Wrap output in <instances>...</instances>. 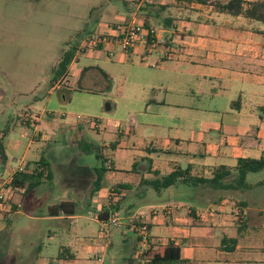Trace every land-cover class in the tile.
<instances>
[{
  "label": "crops",
  "instance_id": "0c3cea01",
  "mask_svg": "<svg viewBox=\"0 0 264 264\" xmlns=\"http://www.w3.org/2000/svg\"><path fill=\"white\" fill-rule=\"evenodd\" d=\"M111 1L119 7L118 17L112 16L110 12L100 14L97 19L98 28L92 29L86 35L99 32L113 33L116 28L132 20L154 28L159 41L163 42V44L157 46H162L164 50L161 52L162 55L159 56L158 64L151 67L158 70V73H152V77L155 76L156 79H159L157 76L161 77V82L152 87L156 88L157 91H164L167 95L170 93L188 94L189 100L187 102L192 106H189V104L180 106V104H173L165 100L148 99L145 101V110H171L174 112L173 118L177 116V112L185 113L176 118L178 122L174 125L175 132L173 136L161 140L158 143L160 148L152 146L148 148L133 147L131 156H129L126 154L129 147L123 146L119 133H113L111 144L114 146H111L113 150L110 151L123 150L125 151V153L123 152L124 159L128 160L132 157L134 162L127 164L122 170L115 168L113 161L104 155V149H109V144L108 146L105 144L101 147L102 155L107 159V164L110 163L109 167L115 172L110 174L108 166H106L107 171L104 174L101 188L91 195L90 191L95 179L94 169L96 167L94 165L88 167L90 175H94V178L90 176V179H92L90 184L83 190L75 192L77 202L69 201L76 204L78 212L73 216L62 214L49 216L47 210L46 216L41 215V217L33 218L48 222H60L61 224V232L68 241L65 247L63 246L65 248L63 250H66L67 254L65 258L57 259L58 254L53 260L59 261V264H94L89 259L94 252L100 249L98 242L102 241L103 238H97L94 243L87 245L89 242H85V238L80 236L79 233L85 230L87 224L82 214V208L91 209L96 204L97 208L93 213L96 216L92 221L98 226L103 225L99 222L95 213L100 212L106 206L105 201L108 199L109 187L118 185L121 188L120 190L124 191L121 192V202L125 200L123 210H126L127 205L133 204L134 210L132 213L134 215L141 214L139 216H145L151 208L157 209L161 206L175 207L171 214H158L149 223L150 238L153 245L167 246L172 243L179 248L180 259L172 264H264V222L260 221L262 211L250 209L244 200H236V203L245 204L243 209L244 227L240 230L237 225V218L232 215L233 212L230 207L225 206L217 210H209L210 212L208 211L206 215L202 213V216H199L201 210L188 207L182 203L168 201L159 206L154 204L145 207L140 206L135 198L144 196L142 193L137 194V196L134 195L133 201L129 200L132 196L131 191L135 187L144 186L143 181H151V179L160 177L161 170L166 168V175H168L176 167L185 169L177 165L176 160H159L157 163L156 159H153L149 153H165L175 157L183 156L188 160L187 167H190L191 175L204 178H210L213 169L218 166L233 169L239 158L257 159L262 155L264 152V24L249 20L242 15L232 16L220 13L213 5L214 0H208L206 4L188 0H151L148 4L137 0V4H132L131 0H125L126 3L121 0H109L108 3ZM115 12H117L116 9ZM103 19H106V21ZM146 48V46L139 44L132 51L125 54L121 53L118 59L123 62L130 54L136 51L145 52ZM168 50L175 53V58L166 59L164 57ZM115 51H119V49L117 48ZM146 54L150 53L147 52ZM82 58L93 60L94 53L84 57L79 55L69 64L67 71L72 77L73 88L80 86L84 80V75L93 69L88 68L85 64L80 69L79 63ZM57 62L58 59L52 68ZM104 77L106 78V75ZM190 81L194 83V88L189 85ZM215 83L217 86L214 85ZM208 84H210L209 89L206 90ZM233 85L240 87L236 90V100L234 98L230 99L226 104V108L224 107L227 112L221 113L223 106L218 103V100L222 98L226 89L233 87ZM45 91L46 93L42 97H34L33 102H38L47 94L55 92ZM82 92L86 91L81 90L77 94H83ZM59 96L61 99H65L63 94H59ZM206 98V103L201 104L200 100H206ZM194 100H198L196 104ZM204 106L206 108H203ZM22 109L15 119L10 120L13 127L18 126L19 114L23 111L38 113L40 121L36 126L35 134L29 132L25 135L26 132L21 127L22 135L20 137L26 138L27 148L37 142H44L45 147L37 160L24 164L22 161L24 156H22L19 165L22 164L25 167L26 164L38 162L40 158L44 157L51 169L50 156L55 151L54 146L56 143L53 138L49 141L44 140L43 135H46V124H49L50 128L58 125L54 123L53 116L45 113L44 108L41 111L40 109L31 110L27 106ZM43 113L47 116L45 120ZM167 116L171 117L170 114ZM51 123H53V127ZM206 123H209L207 131H218V144L215 143L213 137L202 130L201 125ZM65 126L80 129L77 123L74 124L73 121L65 122L60 126V129ZM234 130L237 131V135L228 136L226 134V131L234 132ZM9 133H7L4 140L9 137ZM75 143L79 157L90 154L83 153L79 143ZM17 145L14 141L3 143L5 162H0V177L3 176L4 171H11L14 168L8 161V150L14 149ZM183 149L186 150L183 151ZM196 157L201 158V162H198ZM212 158L222 160V162L218 165L208 163L207 159L211 160ZM11 160L16 161L15 158ZM223 161H230L227 162L230 164H224ZM51 171L53 174L52 180L43 182L27 196L46 187L48 188L47 192H49L47 200L52 197L49 188H54L57 180L56 173L53 170ZM58 183L61 184L60 181ZM73 185L71 184L66 188L74 189L75 186ZM62 188L65 187L62 186ZM157 194L159 193L157 192ZM204 195L195 194L194 201L203 202L204 197H206ZM223 200L224 198L221 199V201ZM61 202L67 201L59 200L47 207L50 208ZM204 202L208 205H218L216 198L213 196H210ZM20 208L21 205L12 214L9 210L0 208V218L2 217L4 221H8V216L18 214ZM257 212L258 214H255ZM0 229H3L2 226H0ZM54 233L50 232L49 235L55 236ZM121 233L124 237L123 241L128 256L131 254V246L135 244L136 237L135 240L133 238V243H130L129 233L124 230ZM231 240L236 241L234 247L230 242Z\"/></svg>",
  "mask_w": 264,
  "mask_h": 264
},
{
  "label": "rangeland",
  "instance_id": "374dc122",
  "mask_svg": "<svg viewBox=\"0 0 264 264\" xmlns=\"http://www.w3.org/2000/svg\"><path fill=\"white\" fill-rule=\"evenodd\" d=\"M108 1L0 0V136L2 131L9 127L11 128L9 137H6L7 139L3 143L14 141L18 144L14 149L8 150V161L10 165L14 166L11 171L18 167L22 156H24L22 160L24 164L37 160L45 147L44 142H37L27 148L26 138L20 137L22 135L21 125L18 123V126L13 127L10 120L15 119L23 107L27 106L31 110L40 109V111L44 108L45 113L53 116L54 123L58 125L54 126L51 123L54 128H50L49 124H46V135H43L44 140L49 141L53 138L56 143L55 151L50 156L51 170L56 173L57 180L55 187L49 188L52 197L47 200L48 188L43 187L25 197L18 214L9 215L8 221L0 218V226L3 228L0 229V264H59V261L53 259L65 249V244L68 242L61 232L60 222H48L33 218L41 217V215L46 216L47 206L59 200L77 202L75 192L83 190L90 184L92 180L90 176L94 175H90L88 167L90 165L99 167L95 154L97 151L92 150L89 155L79 157L75 142H78L80 147L83 144H92L93 147L100 150L105 144L107 146L109 144V149H104V155L113 161L115 168L122 170L127 164L134 161L132 157L125 160L123 154L125 151L123 150L110 151L113 150L111 146H114L111 144L113 133H119L123 146L129 147L126 154L131 156L133 147L160 148L158 143L161 140L173 136L174 125L178 122L176 118L185 114L177 112V116L173 118L174 112L171 110H145V101L148 99L165 100L173 104H180V106L182 104L192 106L187 102L188 94L170 93L171 96L152 87L161 82L160 76H157L159 79H156L155 76L152 77V73H158V70L151 67L158 64L159 56L164 50L162 46L147 47L145 52L150 54L136 51L123 62L118 59L121 53L125 54L122 51L114 50V56L111 58L106 56V49L82 55L83 57L90 56L94 53V59L82 58L80 61V69L84 64L88 68H93L84 75L80 86L52 92L38 102H33L34 97H42L46 93L50 70L66 44L74 43L77 34H84L86 37L88 32L98 28L97 19L100 14L110 12L112 16L118 17L119 7L113 1L110 3ZM103 20L106 21V19ZM98 70L106 75V78ZM189 85L192 88L195 86L192 81ZM209 85L206 86V90L209 89ZM214 85L217 86L216 83ZM239 88V86L233 85L223 93L222 98L218 100V103L223 106L221 113L227 112L225 108L230 99L236 100L235 94ZM77 90L86 92L77 94ZM59 94H63L65 99H61ZM197 101L194 100L195 104ZM206 101L207 98L200 100V103L205 104ZM107 105L110 107L108 110L106 109ZM46 114L43 113L44 120L47 117ZM168 114L171 117H168ZM36 115L39 117L38 113ZM67 121L77 123L80 129L75 127L72 129L67 126L60 129V126ZM208 126L209 123L202 124L201 128L218 144V131H207ZM226 134L235 136L237 131H226ZM185 150L183 149V151ZM149 155L156 159L157 163L159 160H176L180 167H187L188 160L183 156L175 157L165 153H149ZM12 158H15L16 161H12ZM196 159L201 162V158L196 157ZM211 160L207 159V162L217 165L222 162V160L214 158ZM223 162L230 164L227 163L230 161ZM109 164L108 162L107 166L111 174L115 171L109 167ZM165 170L167 169L161 170L160 177L167 174ZM235 178L236 173L233 172L225 180L227 183H232V188L216 192L205 191L203 186L193 188L178 185L163 189L157 194L150 187H135L132 191L130 190L132 196L129 200L133 201L134 195L142 193L144 196L135 198L140 206L145 207L151 204L159 206L169 201L199 209L204 215L209 210H217L226 206L230 207L232 215L236 218L237 210L234 205L239 199L246 201L250 209L261 210L260 221L264 222V170L248 174L245 184L239 188L235 186ZM71 184H74V189L66 188ZM61 185L65 188H62ZM114 187L115 185L109 187L108 199L119 204L115 213L118 214L121 224L126 225L129 219L126 217H139L141 214L134 215L132 213L133 204L129 206L126 204V210H123L125 200L121 202V192L124 191L118 189L120 193H116ZM145 191L146 193H144ZM10 194H5L4 200L1 201V207L7 211L9 210L7 200L11 197ZM195 194H205L204 200L213 196L218 205L204 204V200L195 202ZM220 197L224 200L221 201ZM108 199L105 201V207H109ZM162 207H157L160 215H162ZM96 208V204L91 209L82 208V214L87 224L85 230L79 233L80 236L85 238V242H89L87 245L94 243L97 238H103L98 242L100 249L94 252L89 260L94 264H127L125 259L128 256L121 233L122 230L126 232V228L114 229L107 225L98 226L92 221L96 216L93 215ZM111 213L110 217L115 214ZM155 217V215L150 216L149 223ZM99 228L105 231V235L99 234ZM50 232H55V236L49 235ZM128 237L131 239L130 243H133V238L135 240L136 236L129 233ZM98 258L102 259L101 262L97 261ZM133 264H139L138 260L136 259Z\"/></svg>",
  "mask_w": 264,
  "mask_h": 264
},
{
  "label": "trees",
  "instance_id": "16d2710c",
  "mask_svg": "<svg viewBox=\"0 0 264 264\" xmlns=\"http://www.w3.org/2000/svg\"><path fill=\"white\" fill-rule=\"evenodd\" d=\"M126 3L125 0H121ZM139 1V0H137ZM136 0H131L132 4H137ZM200 4H206L208 0H188ZM146 4V3H144ZM213 5L216 10L223 14L232 16L242 15L243 17L260 22L264 24V2H253L245 3L243 0H214ZM145 28L148 27L146 24H142ZM123 26V25H122ZM120 28V27H119ZM116 28V31L119 30ZM90 37V34L88 35ZM84 35L77 34L76 41L74 43L66 44V47L60 53L57 64L50 71V78L46 84V90H51L53 84L61 78L65 73L69 64L75 59L76 48L80 39L84 38ZM19 120V118H18ZM7 127L0 136V162H5V156L3 151V140L9 132ZM83 153H91L92 150L97 151L96 159L99 162V167L94 169L95 179L92 184L90 194L96 193L102 186L104 180V174L107 171V159L102 155L99 148L93 147L91 144H83L81 146ZM264 170V152L257 159L252 158H239L236 162V166L233 169H229L225 166H218L213 169L210 178L196 177L191 175L190 167L181 169L176 167L170 174L164 177H157L151 181H143L142 184L146 187H150L155 192H160L163 189H168L178 185H185L188 187H200L203 186L205 191L216 192L225 191L228 188H232V183H227L228 177L233 172L236 173L234 183L236 187H241L245 184V180L248 174L258 173ZM53 178L50 165L46 158H40L38 162L26 164L23 171H16L11 179L12 195L7 200L9 205V212L12 214L18 210L19 205L23 202L25 197L31 193L34 189L40 186L43 182H50ZM123 188V187H122ZM118 189L120 186L116 185L114 190L116 193H120ZM221 199V197L219 198ZM119 204L111 201L109 198V207H104L100 212L97 213V219L101 223H107L111 212L118 210ZM240 212L236 215L237 225L239 230L244 227V215L243 209L245 204L237 202L234 205ZM78 212L77 206L73 202H61L48 208L49 216H58L60 214L65 216H73ZM146 230L150 232V225L146 226ZM135 244L131 246V254L125 259L127 264H133L136 259L141 264H172L176 263L180 259V250L177 246L172 243L167 246L153 245L152 242L148 249L140 251V240L136 237ZM235 246L236 241H230ZM139 244V245H137ZM138 246V247H137ZM67 251L63 250L59 253L57 259H63L66 257Z\"/></svg>",
  "mask_w": 264,
  "mask_h": 264
},
{
  "label": "built area",
  "instance_id": "2783aa9c",
  "mask_svg": "<svg viewBox=\"0 0 264 264\" xmlns=\"http://www.w3.org/2000/svg\"><path fill=\"white\" fill-rule=\"evenodd\" d=\"M245 3H253V2H264V0H243ZM142 3H150L151 0H139ZM119 28V27H118ZM143 45L146 47H154L159 44H163L162 41H159L157 32L154 28H145L141 23L132 20L129 23H124L123 26L121 25L118 31H114L113 33H96L89 36H86L79 40L78 46L76 48L75 57L79 55H83L86 53L94 52V51H102L106 49V56L111 58L114 56V50L119 49L124 53H128L132 51L137 45ZM175 53L173 51H166L164 57L166 59H173L175 58ZM73 88V80L71 75L67 72L61 78H59L52 86L51 91H62L68 90ZM38 117L36 113L31 111H23L19 117V124L23 128L25 135L27 133L35 134V129L38 123ZM24 166L22 164L18 165V167L14 171H4L3 176L0 177V208L1 201L4 200V195L7 193H11V179L13 174L16 171H23ZM236 208V207H235ZM175 207L173 206H166L161 209L162 215H169L173 212ZM236 215L238 212V208H236ZM159 212L155 208H151L147 215L145 216H135V217H128V221L126 225H122L118 214L112 215L107 223H103L109 227L114 229L119 228H126L127 233H132L135 235L139 240L140 244V251H144L149 248L151 243L150 232L146 230V226L149 225V218L150 216H157ZM202 216V213L199 214ZM142 220V221H141ZM100 235H105V231L100 228L99 229ZM98 262H101L100 258L97 259Z\"/></svg>",
  "mask_w": 264,
  "mask_h": 264
},
{
  "label": "water",
  "instance_id": "95a60500",
  "mask_svg": "<svg viewBox=\"0 0 264 264\" xmlns=\"http://www.w3.org/2000/svg\"><path fill=\"white\" fill-rule=\"evenodd\" d=\"M106 109H107V110L109 109V106H108V105L106 106Z\"/></svg>",
  "mask_w": 264,
  "mask_h": 264
}]
</instances>
